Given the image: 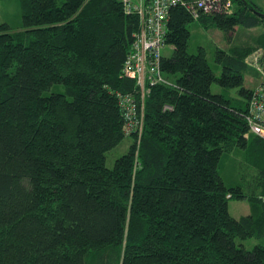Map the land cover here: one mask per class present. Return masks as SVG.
<instances>
[{
	"label": "trees",
	"instance_id": "trees-1",
	"mask_svg": "<svg viewBox=\"0 0 264 264\" xmlns=\"http://www.w3.org/2000/svg\"><path fill=\"white\" fill-rule=\"evenodd\" d=\"M17 1L21 27L0 25V264H264V141L248 131L256 86H244L257 75L246 61L264 48V11L230 0V11L194 20L171 6L160 68L175 87H150L139 136L125 135L118 97L140 104L122 76L139 17L119 0ZM193 22L228 41L237 28L263 34L215 48L217 76L205 48L188 51ZM236 149L260 155L258 194L246 195L243 175L227 187L219 173ZM231 199L250 213L233 218Z\"/></svg>",
	"mask_w": 264,
	"mask_h": 264
},
{
	"label": "built area",
	"instance_id": "built-area-1",
	"mask_svg": "<svg viewBox=\"0 0 264 264\" xmlns=\"http://www.w3.org/2000/svg\"><path fill=\"white\" fill-rule=\"evenodd\" d=\"M126 13H135L139 17L140 29L134 35L130 54L122 66V76L133 79L138 87L140 104H136L131 95L118 96L124 118V133H136L140 136L143 128V101L150 87L165 85L175 87L167 80L160 68L161 50L165 45L168 12L171 6L180 4L190 11L194 20L222 11H230V0H119ZM262 52L251 54L246 63L260 74V82L253 89L248 102L246 124L250 134L264 141V68L261 64ZM164 110H172L165 106ZM229 197V196H228ZM264 201V200H263Z\"/></svg>",
	"mask_w": 264,
	"mask_h": 264
},
{
	"label": "rangeland",
	"instance_id": "rangeland-1",
	"mask_svg": "<svg viewBox=\"0 0 264 264\" xmlns=\"http://www.w3.org/2000/svg\"><path fill=\"white\" fill-rule=\"evenodd\" d=\"M259 6L264 11V0H249ZM234 9V7H232ZM232 9V11H233ZM21 14L18 8L17 0H4L0 1V25L6 24L14 29L21 27ZM190 40H189V53H195L198 47H203L207 53V60L213 71L217 76L220 75V68L214 61L215 48L229 49L231 46L236 45H250L257 40L263 34V28L255 30H241L237 28L233 33L229 35V41L225 39V36L217 29L209 28L204 29L197 23L193 22L189 26ZM256 39V40H255ZM235 42V44H233ZM257 49V50H256ZM254 52L260 51L264 54V48L257 47ZM253 52V53H254ZM172 54V47L165 46L161 50L163 58H169ZM254 70V69H253ZM256 72V71H255ZM260 82V74L257 73L255 77L247 75L245 77L244 86L252 89ZM213 94H219L221 88L213 83L210 87ZM232 96H237V89L230 90ZM132 140L125 138L123 142L115 149L107 154L106 166L112 168L115 160L126 153ZM222 166L219 169V173L223 178L227 187H232L239 182V178L243 175L245 186L244 191L246 195H251L252 191L258 194L260 191L257 189L256 178L258 176V169L261 162L259 161L258 153L254 151H245L241 149L234 150L230 155H224ZM228 211L233 218H240L250 213V207L244 200L231 199L228 201ZM255 240H247L244 242L247 249H252L255 245ZM118 263V262H117ZM89 264H97V262L90 260ZM116 264V263H115Z\"/></svg>",
	"mask_w": 264,
	"mask_h": 264
}]
</instances>
